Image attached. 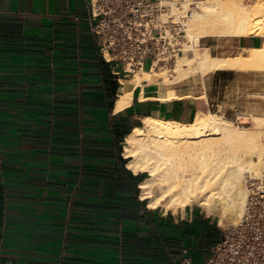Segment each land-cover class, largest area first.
I'll use <instances>...</instances> for the list:
<instances>
[{
	"label": "crops",
	"instance_id": "1",
	"mask_svg": "<svg viewBox=\"0 0 264 264\" xmlns=\"http://www.w3.org/2000/svg\"><path fill=\"white\" fill-rule=\"evenodd\" d=\"M90 15L89 0H0V262H203L222 226L197 205L150 206L124 141L146 116L192 122L208 93L190 78L145 81L118 109L132 75L103 57ZM202 39L212 51L263 38Z\"/></svg>",
	"mask_w": 264,
	"mask_h": 264
},
{
	"label": "bare ground",
	"instance_id": "2",
	"mask_svg": "<svg viewBox=\"0 0 264 264\" xmlns=\"http://www.w3.org/2000/svg\"><path fill=\"white\" fill-rule=\"evenodd\" d=\"M185 24L192 43L177 56L174 67L162 72L143 69L123 79L125 92L118 97V109L131 102L135 86L145 81L169 84L219 69L264 76V0L252 5L242 0H206ZM242 33L259 34L262 42L235 55H214L209 46L201 45L206 36ZM241 114L251 116L253 122L242 126L208 110L190 123L146 116L143 124L135 126L124 141L125 155L132 170L148 172L141 187L149 205L177 211L197 204L219 216L222 225L225 218L240 221L251 198L247 182L256 183L257 178L264 182V108L248 105Z\"/></svg>",
	"mask_w": 264,
	"mask_h": 264
},
{
	"label": "built area",
	"instance_id": "3",
	"mask_svg": "<svg viewBox=\"0 0 264 264\" xmlns=\"http://www.w3.org/2000/svg\"><path fill=\"white\" fill-rule=\"evenodd\" d=\"M204 1L89 0L90 27L115 73L161 71L172 67L192 43L187 39L184 21ZM252 190L245 215L223 230L209 257L197 263L185 255L179 264H264V220L257 218L264 217V213L255 209L258 202L264 201V189L255 184Z\"/></svg>",
	"mask_w": 264,
	"mask_h": 264
},
{
	"label": "rangeland",
	"instance_id": "4",
	"mask_svg": "<svg viewBox=\"0 0 264 264\" xmlns=\"http://www.w3.org/2000/svg\"><path fill=\"white\" fill-rule=\"evenodd\" d=\"M205 1L202 2L201 8L199 10L203 8ZM205 43H206L205 40L202 39L201 45L206 46ZM240 51L242 50L240 49L231 50V49L222 48V49H214L211 52L214 55H235ZM148 64L149 61L147 62V66ZM170 71L171 70H169V72ZM200 75L201 74H198L195 77H191L190 80L197 82L198 83L197 86L204 85L205 87L204 89L208 93L210 99V106L206 107L204 111L212 110L215 112H221L225 117L231 119L235 124L244 126L247 124H251L253 122V118L251 116L247 118L241 114L247 109L248 105L256 104L264 108V94H263L264 76L263 75L253 74L250 72L248 73L243 71H236L231 69H221L220 71H217V73L215 74L213 71L205 76L202 75L200 76ZM244 105L246 108L244 107ZM249 181L247 183L248 185H250V187L253 188V185L257 184L259 186L262 185L264 189V183H262L263 179L257 178V180H255L256 183L255 182L253 183V181L252 182ZM252 188L250 190V193L253 192ZM200 208L202 207L200 206ZM255 209L257 210L258 213L262 211L264 213V201L258 202ZM212 216H214L216 221L219 223L220 217L216 215H212ZM257 218L264 220L263 216ZM225 219H226V224L225 225L220 224L223 230L229 228L230 226L235 224V222L237 223L238 221V220L231 221L227 218Z\"/></svg>",
	"mask_w": 264,
	"mask_h": 264
}]
</instances>
